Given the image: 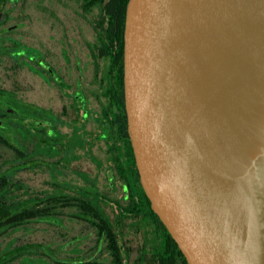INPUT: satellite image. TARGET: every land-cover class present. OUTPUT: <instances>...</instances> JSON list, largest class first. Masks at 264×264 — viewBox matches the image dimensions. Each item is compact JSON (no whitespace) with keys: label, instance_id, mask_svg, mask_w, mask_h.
Masks as SVG:
<instances>
[{"label":"water","instance_id":"obj_1","mask_svg":"<svg viewBox=\"0 0 264 264\" xmlns=\"http://www.w3.org/2000/svg\"><path fill=\"white\" fill-rule=\"evenodd\" d=\"M263 62L264 0H129L130 137L188 264H264V148L237 160Z\"/></svg>","mask_w":264,"mask_h":264},{"label":"flooded vegetation","instance_id":"obj_2","mask_svg":"<svg viewBox=\"0 0 264 264\" xmlns=\"http://www.w3.org/2000/svg\"><path fill=\"white\" fill-rule=\"evenodd\" d=\"M28 2L0 0V264H157L161 251L157 249L165 243L156 241L154 206H148L144 197L139 202L138 186L131 190L132 214L124 212L115 203L117 199L104 195L105 201L94 203L102 218L94 219L90 209L85 216L77 215L76 194L67 188L53 184L32 190L22 180L14 181L23 177L30 156L43 158L36 146L42 148L56 136L73 134L76 124L85 126L80 119L86 122L89 116L85 91L76 90L73 39L68 36L66 46L61 43L60 64L29 26ZM36 83L43 89L35 90ZM136 163L139 171L137 158ZM110 164L112 176L117 178ZM118 181L125 192L124 203L119 200V204L126 207L129 191ZM76 221L84 223L89 237L92 235L85 251L77 248L82 239L76 235ZM108 222L114 223L118 252L102 233ZM27 226H36L29 231L39 232L40 238L23 242ZM127 227L134 234L124 245L121 237Z\"/></svg>","mask_w":264,"mask_h":264},{"label":"rangeland","instance_id":"obj_3","mask_svg":"<svg viewBox=\"0 0 264 264\" xmlns=\"http://www.w3.org/2000/svg\"><path fill=\"white\" fill-rule=\"evenodd\" d=\"M27 14L31 22L29 26H32V30L39 36L40 42L50 48L51 56L58 57L60 64H62L61 43L66 46L68 36L73 39L76 90L85 91L89 116L86 122L80 119V123L85 126L76 124L73 134L70 132L69 135L56 136L42 148L36 146L39 154H43V158L41 156L42 159L38 160L36 156H30L26 160L27 170L23 169V177H16L14 181L19 183L22 180L23 186L32 190H36L41 185L55 184L67 188L74 194L84 193L89 198L107 196L109 199H117L124 203L125 192L120 181L116 177L114 180L112 176L114 174L110 170L111 161L105 152L107 148L103 141L99 140L100 138L95 137L100 134V128L97 126L100 105L95 98L98 92L93 81L94 68L89 55V45L93 43L95 37L92 25L98 15L97 10L83 14L78 0H29ZM34 86L35 90L42 88L38 83ZM82 115L83 112L79 111V116ZM48 153L50 156L46 159L45 155ZM70 159L75 161L74 166L71 165L73 162ZM32 227L36 226L24 227L23 242L40 238L39 232L32 234L29 231ZM75 232L82 239L77 243V248L85 251L92 242L90 241L92 235L89 237L90 232L85 224L79 221H76ZM133 234L132 229L127 227L120 242L125 245V239L131 238ZM81 259L86 258L81 257Z\"/></svg>","mask_w":264,"mask_h":264},{"label":"trees","instance_id":"obj_4","mask_svg":"<svg viewBox=\"0 0 264 264\" xmlns=\"http://www.w3.org/2000/svg\"><path fill=\"white\" fill-rule=\"evenodd\" d=\"M78 1L83 14L86 15L93 10L98 12L92 25L95 33L94 41L89 45V55L94 68L93 81L98 92L95 94V98L100 105L99 116H97L100 134L95 137L96 139L100 138L99 140L105 144L107 148L105 152L113 163L117 180L123 181L125 188L129 191L128 206L120 205L119 200H116L115 203L124 212L132 214L134 212V197L131 195L133 187L140 188V203H142L143 197L148 206H152V203L143 187L137 169L134 148L129 136L125 104V29L129 0ZM95 194L98 195V193ZM106 199L101 196L99 198L92 196V199H89L84 193L76 194L77 215L85 216L86 210L90 209L92 218H102L99 206L94 203ZM154 213L156 241L165 243L157 249L161 250L158 254L159 257L157 256L159 259L157 264H188L180 245L169 232L160 214L156 210ZM127 217H132V215ZM102 233L108 238L112 250L118 252L114 223L108 222ZM114 257L117 261L119 260L118 254Z\"/></svg>","mask_w":264,"mask_h":264},{"label":"bare ground","instance_id":"obj_5","mask_svg":"<svg viewBox=\"0 0 264 264\" xmlns=\"http://www.w3.org/2000/svg\"><path fill=\"white\" fill-rule=\"evenodd\" d=\"M242 140L244 149L237 157L241 167L252 159L256 151L264 148V62L242 129Z\"/></svg>","mask_w":264,"mask_h":264}]
</instances>
